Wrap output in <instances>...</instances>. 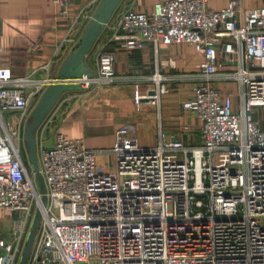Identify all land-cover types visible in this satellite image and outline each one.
Masks as SVG:
<instances>
[{
	"label": "built area",
	"instance_id": "1",
	"mask_svg": "<svg viewBox=\"0 0 264 264\" xmlns=\"http://www.w3.org/2000/svg\"><path fill=\"white\" fill-rule=\"evenodd\" d=\"M51 1L66 17L74 0ZM208 1H160L149 13L127 8L117 24L120 45L133 51L189 42L204 55L208 76L235 64L226 77L240 82L239 108L230 93L197 85L184 103L203 121L197 146L160 131L159 143L144 147L135 126L119 127L111 152L118 176L126 178L115 188L90 187L97 151L84 138L58 132L53 146L44 147L48 113L36 136L47 191L41 205L20 153L30 97L44 84L32 88L29 76L0 65V208L17 212L20 226L12 240L0 238V264H18L37 207L27 264H264V129L254 115L256 106L264 108V6L246 9L232 0L215 10ZM65 44H75L73 35ZM97 68V77L81 79L83 86L112 79L114 54L101 52ZM155 77L159 94L168 93L161 75ZM3 111L16 112L17 123L4 122ZM218 152L227 163H214Z\"/></svg>",
	"mask_w": 264,
	"mask_h": 264
},
{
	"label": "crops",
	"instance_id": "2",
	"mask_svg": "<svg viewBox=\"0 0 264 264\" xmlns=\"http://www.w3.org/2000/svg\"><path fill=\"white\" fill-rule=\"evenodd\" d=\"M101 1L74 0L65 17L51 0H0V65L13 75L29 76L32 88L53 79L63 59L78 47L85 26ZM160 1L166 0L122 2L85 58L86 65L97 77L99 55L103 51L113 53L115 71L112 79L64 92L47 116L48 124L42 137L44 147L53 146L55 134L59 132L68 138H84L86 146L97 151L98 174L90 184L93 189L115 188L121 180L116 171L117 156L111 152L119 127L135 126L134 136L144 147L157 145L160 131L181 140L186 146H197L203 144V121L194 111L184 108L197 85L206 83L230 93L235 109L239 108L240 82L226 77L236 70L235 64L228 62L218 74L208 76L203 72L204 55L189 42L168 45L160 42L156 46L151 43L144 50L133 51L121 47L118 35L122 31L117 30V24L122 12L133 6L149 13ZM231 1L209 0L208 7L219 10ZM239 2L246 9L264 6V0ZM69 35H73L74 45L65 44ZM219 56H225L223 47ZM155 74L161 75L168 85V93L159 94ZM41 87L46 88L45 85ZM32 88L27 89L28 92ZM41 93L30 97L31 108L32 100L35 97L37 100ZM10 113L5 117L3 111V121L16 124L17 113ZM254 115L264 129V116L257 112ZM25 150L23 144L20 156L34 178L33 165ZM13 214L0 208V238L6 241L12 240L20 227L18 213L15 217ZM9 215L12 219L9 220L10 227L6 228Z\"/></svg>",
	"mask_w": 264,
	"mask_h": 264
},
{
	"label": "water",
	"instance_id": "3",
	"mask_svg": "<svg viewBox=\"0 0 264 264\" xmlns=\"http://www.w3.org/2000/svg\"><path fill=\"white\" fill-rule=\"evenodd\" d=\"M123 1L102 0L99 3L82 32L78 47L63 59L57 75L53 79L46 80L44 84L46 88L42 91L35 103L36 105L30 111L28 121H25L23 139L26 146V155L33 165L34 183L41 196V205L46 204L47 191L44 177L39 169L36 130H38L44 118L56 105L55 103L62 97L64 92L84 89L85 86L82 85L81 79L84 76L87 78L93 77L92 70L86 65L85 58L91 52L90 50L95 46L99 36L102 34L101 32L111 21L115 10ZM40 218L41 209L37 207L18 264H27L28 262L27 259L33 246Z\"/></svg>",
	"mask_w": 264,
	"mask_h": 264
},
{
	"label": "rangeland",
	"instance_id": "4",
	"mask_svg": "<svg viewBox=\"0 0 264 264\" xmlns=\"http://www.w3.org/2000/svg\"><path fill=\"white\" fill-rule=\"evenodd\" d=\"M26 91H28V90H26ZM36 99V97L32 100V104H33V107L36 105L35 103H36V101L37 100H35ZM32 107V108H33ZM254 112L256 113H259L260 114V116L262 117V116H264V110H263V108L261 107V106H256V108H254ZM7 113H9V112H7V111H4V115H5V117H7ZM11 114V113H10ZM28 119H29V117H27L26 118V121H28ZM36 132H37V130H36ZM153 147V146H152ZM24 148H26V146H25V144H24ZM26 151V150H25ZM24 151V152H25ZM24 152H22V153H24ZM228 162V156H227V154L225 153V152H218L216 155H215V158H214V163L215 164H219V163H227ZM126 177H123V178H120L119 177V179H125ZM13 217H15L16 216V212L12 215ZM12 216L11 215H9L8 216V218L6 219V222H7V227L6 228H9L10 227V219H12ZM31 222H32V219L26 224V226H27V234H25L24 235V237H23V249H24V246H25V241H26V238H27V235H28V233H29V231H30V229H31ZM1 227V226H0ZM2 229V228H1ZM0 237H2L1 235H0ZM23 249H22V251H23ZM22 253V252H21ZM20 256H21V254H20ZM20 256H19V258H20ZM19 260V259H18ZM17 260V261H18ZM17 263H19V261L17 262Z\"/></svg>",
	"mask_w": 264,
	"mask_h": 264
}]
</instances>
